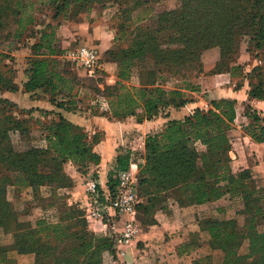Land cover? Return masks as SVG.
<instances>
[{
  "label": "trees",
  "instance_id": "1",
  "mask_svg": "<svg viewBox=\"0 0 264 264\" xmlns=\"http://www.w3.org/2000/svg\"><path fill=\"white\" fill-rule=\"evenodd\" d=\"M104 1L107 0H56L54 17ZM121 1L125 3L123 13L134 15L139 23L133 28L127 47L115 46L108 51L109 59L118 64L117 80L114 84L105 83L103 90L95 87L98 94L90 95L93 103L89 106L94 114L105 102L107 109L102 114L117 119L135 117L143 122L168 118L170 108L179 110L193 101L180 88H165L158 81L160 69L156 67L198 62L202 68L204 50L218 47L220 59L214 71L234 76L241 67L230 63L243 42L248 50L264 48V0H179L176 7L159 12L150 4L161 0ZM37 5L35 1L0 0V30L8 17L14 16L16 34L21 35L27 26L35 25V16L29 11ZM147 20L149 26L142 23ZM57 43L56 32L48 24L31 46L23 90L31 96L42 92L57 108L73 110L83 101L80 93L86 85L61 63L59 55L63 51ZM6 58L0 52V89L16 92L18 86ZM137 65H148L149 78L140 86L127 85L125 82L131 79ZM247 77L249 98L264 100V73L255 68ZM236 103L233 98L214 99L207 109L196 107L183 118L170 119L160 131L147 135L146 162L138 165L141 192L148 196L143 210L154 213L159 202L169 197L186 207L228 196L235 217L208 221L211 248L223 252L220 264H264V188L256 184L251 170L235 171L230 156L233 145L228 132L237 116ZM15 106L12 99L0 96V229L12 232L14 240L13 246L8 247L0 236V264L5 262L9 249L34 253L36 264H112L107 258L113 254L115 261L114 237L91 231L85 212L76 204L68 207L59 192L73 186L67 165L87 172L92 165L101 163V154L96 150L100 137H91L83 126L59 114L57 119L38 122L47 143L45 148L18 151L10 132L28 134L32 123L14 115ZM245 113L252 119L245 130L256 141L264 142V117L250 104H245ZM131 160V149H119L109 170L107 189L100 185L101 197L107 204L118 196L119 172L129 169ZM9 172L16 176L13 178ZM14 182L37 193L41 187H48L54 202L44 208L64 205L65 212H56V220L45 216L22 219L8 197V186ZM141 221L145 223L144 219ZM193 264L219 263L212 255H206Z\"/></svg>",
  "mask_w": 264,
  "mask_h": 264
},
{
  "label": "rangeland",
  "instance_id": "2",
  "mask_svg": "<svg viewBox=\"0 0 264 264\" xmlns=\"http://www.w3.org/2000/svg\"><path fill=\"white\" fill-rule=\"evenodd\" d=\"M29 1H35L36 5L38 4L33 8V10L29 11L30 15L35 16V25L27 26L21 35H17L16 32L18 25L16 24V19L14 16H10L8 17V22L6 23L5 27L0 30V52L8 57L5 59V62L8 63L10 67H12L14 79L18 86V91L16 92L2 91L0 89V96L7 97L6 95L9 93L18 94V101L14 99L12 100L17 104V106L12 108V111L14 115L19 116L20 118L30 119L32 123L28 134L22 135L19 131L10 132L12 139L11 141L14 148L18 151H25L30 147L45 148L47 143L44 140V132L42 127L38 122L41 121L42 123H45L47 121H51L52 119H57L59 114H63L69 120L83 126L91 137L94 135L100 137L101 140L97 145H102L100 148L102 153L109 155V151L111 148L116 147V143L118 141L119 146L116 147L117 153L119 152V149H131L132 151L131 166L129 169L124 171H129L132 169L135 177L134 185L136 188L137 205L134 217L136 218L139 226L138 233H140V229L142 228L148 229L153 225L160 224L158 214L161 211H164L168 204L173 202V200L175 202L177 201L173 197H169L167 200L159 202V206L154 213L144 211L143 205H147L148 196H145L141 192L138 165L144 164L146 162L145 139L147 135L160 131L170 119H177L173 118L172 115L177 109L174 107L170 108V116L168 118L156 117L152 120H144L143 122H139L135 117L117 119L108 115H103L102 112H105L107 109L105 102L101 104L98 114L92 113L91 109L89 108L91 103H93V101H91L90 95L97 96L98 94L95 90V87L97 86L103 90L105 83L114 84L117 80L118 64L117 62L111 61L109 59L108 51L115 46L127 47L132 40L133 34L131 32L133 31V28L139 23V21L134 19V15L123 13L121 8L125 6V3L121 0H107L103 3H92L89 9L78 10L77 8H74V10H70L66 12V14H62L58 17H54L56 11V0H24V2ZM178 3L179 0H161L151 3L150 6L154 11L159 12L174 8L178 5ZM128 4H131V2H128ZM149 17L150 15H148L147 18ZM149 22L150 21L147 20L142 23L149 26ZM48 24H50L56 32V37L59 41L57 44L61 46L60 49L63 51V54L59 55L61 63H63V65L65 64L67 69H71V71L77 74L82 80L81 83L86 85L82 87V91L80 93V99H83V101H80L78 106L73 110L57 108L49 101V96L42 92L41 94L39 92H35V94L31 96L32 94L26 93L23 90V84L28 79L27 72L30 67L29 62L32 57L31 46L36 40H38L41 35V31H43ZM66 24L80 26L83 25L86 30L85 35L74 36L75 38L70 36L71 40L69 42H65L63 37V28ZM101 25L104 27L105 31L108 33L110 32L111 44L107 43L106 46L99 48L94 43L95 41L93 40V36L90 35V32L94 27ZM81 43H87L89 46L97 50L99 64L95 76H89L85 67L74 62L68 56L69 52L75 49ZM219 59V48H208L204 50L201 56V62L203 66L202 68H200L198 62H191L190 64L174 66L171 68L156 67L157 69H160L158 81L162 83L165 88H180L186 93L188 99L192 100L193 102H200L201 97L205 98L209 94L208 87L205 86V82L203 80L205 79L204 76L211 77L212 75L216 74L228 73H217L214 71ZM232 59L233 61L230 63V65L240 66L241 69H238L234 76L229 73L233 81L231 83L234 84V88L236 89L241 88L246 84L249 85L250 89V79L247 77V75L255 68H260L264 73V48L261 50H248L247 43L243 42L239 52L233 56ZM111 65L114 66L115 78L112 77L109 70L112 69ZM148 69V65H144L143 67L141 65H137L134 69L131 79L125 83L127 85L134 86H140L141 84L145 83L149 78ZM31 97L34 100V104L32 106L29 105ZM210 105L211 102L208 104V106ZM201 108L207 109L208 107L206 104H204V107ZM41 109L46 110V114L41 112ZM107 128L112 133L108 140L113 146L110 144H105L103 146L102 144L103 141L107 139ZM98 152L101 154L102 161V153L100 151ZM135 163L137 164V167L134 166ZM93 166L94 165H92L91 168L86 172L84 169L78 170L76 166L71 167L70 165H67L66 171L73 180V186L60 189L59 192L64 195L66 205H68V207L76 204L79 209H82L85 212V218L89 223V229L91 231L95 232L98 236H106L108 234L96 232L90 226L95 221L90 219L88 216L89 197L86 191V181L88 177H95L96 175V172L92 171ZM43 170L45 169L43 168ZM10 174L13 178L16 176L14 173ZM96 178L98 179V176ZM78 182H80V184L84 187L85 194L87 195V201L80 200L82 198L81 194H78L77 200H73L75 196L72 194V191L76 190L75 188H77ZM8 197L20 212L22 219L36 220L45 216L51 220H56V212H65L64 205L54 204L53 206L44 208L47 204L54 202L49 194L48 187L45 186L41 187L40 191L37 193L33 192L32 188L30 187H23L19 182H14L8 186ZM109 205H111V203ZM60 219H63V216H60ZM141 219H144L145 223L141 221ZM9 235V232L0 229V236L3 243L7 242ZM115 251V261H112V256L114 255L109 254V258H107L108 263L158 264L157 259H154L150 262L141 261L127 263L126 261H123L119 258V247L116 246V244Z\"/></svg>",
  "mask_w": 264,
  "mask_h": 264
},
{
  "label": "crops",
  "instance_id": "3",
  "mask_svg": "<svg viewBox=\"0 0 264 264\" xmlns=\"http://www.w3.org/2000/svg\"><path fill=\"white\" fill-rule=\"evenodd\" d=\"M85 33L86 30L83 25L66 24L63 28L65 42L71 40L70 36L85 35ZM90 35L93 36L94 43L99 48L106 46L107 43L111 44V34L105 31L102 25L94 27ZM81 44L88 45L87 43ZM111 66L112 69L109 70L112 77L115 78L114 66ZM204 77L205 79L203 80L205 86L208 87L209 94L205 98L201 97L200 102H191L181 109L175 110L172 114L173 118H183L192 112L194 108L204 107V104L209 107L208 104L214 99H236L237 116L233 128L228 132L233 145L230 156L233 158V165L236 171L251 170L256 184L264 188V142L256 141L245 130V127L252 121L245 113V104H250L264 117V100L250 99L248 84L238 89L234 88V84L231 83L233 82L232 77L229 73ZM6 96L16 101H18L19 97L15 93H9ZM33 104L34 100L31 99L29 105L32 106ZM261 123L264 124V121ZM111 134V131L107 128V141H103V146L105 144L113 146L108 140ZM116 144V147H118V141ZM101 146L100 144L96 146L100 152ZM116 147L111 148L109 155L101 152V163L92 167V171L98 174L99 182L105 189H107L109 170L113 167L117 155ZM70 166L74 167L73 165ZM134 166L137 167V164L135 163ZM75 189V191H72L75 196L73 200H77L78 194H81L82 198L80 200L87 201V195L80 182H78V186ZM229 205L228 196H224L213 203L195 204L186 207H181L173 200L164 211L158 214L160 224L153 225L148 229H140L139 235L137 234L131 244L118 246L119 258L127 263L150 262L157 259L158 264H193L197 258L212 255L213 260L220 264L223 260V252L211 248L210 234L207 227L210 220L235 217ZM222 207L227 210H221L220 208ZM129 218L130 215L115 213V210L110 207L104 220H97L90 226L96 232L116 237L122 232L124 224ZM9 233V239L4 244L12 247L14 244L13 233ZM3 264H36V255L34 253H19L14 249H9Z\"/></svg>",
  "mask_w": 264,
  "mask_h": 264
},
{
  "label": "built area",
  "instance_id": "4",
  "mask_svg": "<svg viewBox=\"0 0 264 264\" xmlns=\"http://www.w3.org/2000/svg\"><path fill=\"white\" fill-rule=\"evenodd\" d=\"M68 56L74 62L85 67L89 76H95L99 64V57L95 48L86 44H80L71 50ZM118 176L120 179V191L118 196L112 200L111 205L102 199L100 182L96 177H88L86 181V191L89 197L88 216L90 219L94 221L104 220L110 207L115 210V213L130 215V218L124 224L122 232L116 237L112 236L115 239L116 246L131 244L139 232V226L134 217L137 205L134 174L132 169H130L129 171H120Z\"/></svg>",
  "mask_w": 264,
  "mask_h": 264
}]
</instances>
